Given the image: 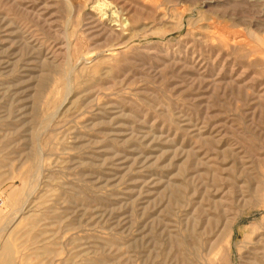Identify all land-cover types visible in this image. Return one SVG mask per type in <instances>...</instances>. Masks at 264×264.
<instances>
[{"label": "rangeland", "instance_id": "1", "mask_svg": "<svg viewBox=\"0 0 264 264\" xmlns=\"http://www.w3.org/2000/svg\"><path fill=\"white\" fill-rule=\"evenodd\" d=\"M0 198L8 264H264V0H0Z\"/></svg>", "mask_w": 264, "mask_h": 264}, {"label": "bare ground", "instance_id": "2", "mask_svg": "<svg viewBox=\"0 0 264 264\" xmlns=\"http://www.w3.org/2000/svg\"><path fill=\"white\" fill-rule=\"evenodd\" d=\"M102 1V0H101ZM105 1V0H104ZM107 3V2H106ZM100 4V3H99ZM101 6H105V2L104 3H101L100 4ZM102 8V7H101ZM105 8V7H104ZM103 8V9H104ZM98 9H99V7H98ZM108 9V8H107ZM120 10V9H119ZM103 11V10H102ZM190 11H192V10H190ZM187 12V11H186ZM189 12V11H188ZM113 14V13H112ZM183 17V16H182ZM110 18V17H109ZM120 20V19H119ZM107 21V20H106ZM127 21V20H126ZM101 22H102V19H101ZM122 22V21H121ZM214 22H215V20H214ZM96 24V23H95ZM104 24V23H103ZM220 24V23H219ZM97 25V24H96ZM106 25H107V22H106ZM124 25H126L127 26V24H124ZM123 25V26H124ZM129 25V24H128ZM209 25H211V24H209ZM214 26H215V23L213 24ZM220 26V25H219ZM102 27V26H101ZM108 27V26H107ZM129 27V26H128ZM209 27H211V26H209ZM102 28H104V27H102ZM106 28V27H105ZM224 29V28H223ZM105 30H107V28L105 29ZM209 32V31H208ZM213 33V32H212ZM216 33V32H215ZM215 33H213V34H215ZM221 34V33H220ZM227 35V34H226ZM233 36H235V35H233ZM227 37H230V36H227ZM70 38V37H69ZM231 38V37H230ZM228 39V38H227ZM235 41V40H234ZM68 42V41H67ZM236 43H238V42H236ZM69 53V52H68ZM53 59V58H52ZM51 59V60H52ZM51 63V62H50ZM28 181V180H27ZM26 181V182H27ZM20 207V206H19ZM261 210H264V205L260 208ZM23 216V215H22ZM1 221V220H0ZM12 222V221H11ZM36 222V221H35ZM15 223V222H14ZM34 226V225H33ZM234 227V226H233ZM235 228V227H234ZM262 229V228H261ZM10 230V229H9ZM12 230V229H11ZM35 230V229H34ZM4 231V230H3ZM236 232V231H235ZM233 233V232H232ZM232 233H230V234H232ZM237 233V232H236ZM233 235V234H232ZM234 236V235H233ZM9 239V238H8ZM232 239V238H231ZM230 239V240H231ZM4 241H5V239H4ZM6 242H8V241H6ZM228 242H229V240H228ZM3 243H5V242H3ZM9 243V242H8ZM10 244V243H9ZM9 244H7V243H5L3 246H1L2 248H1V250H0V264H8L9 263V261L11 262L12 260H11V258H10V255H9V258H10V260L9 261H7V255L8 254H10V253H12V252H10L11 250H10V246H9ZM228 244V243H227ZM227 247V246H226ZM13 248V247H12ZM231 248H232V243H230V245H229V247L227 248V253L229 254V255H231ZM12 255V254H11ZM13 256H14V254H13ZM13 259H14V257H13ZM13 262V261H12ZM10 264H13V263H10Z\"/></svg>", "mask_w": 264, "mask_h": 264}, {"label": "built area", "instance_id": "3", "mask_svg": "<svg viewBox=\"0 0 264 264\" xmlns=\"http://www.w3.org/2000/svg\"><path fill=\"white\" fill-rule=\"evenodd\" d=\"M1 200H2V199L0 198V202H1Z\"/></svg>", "mask_w": 264, "mask_h": 264}]
</instances>
